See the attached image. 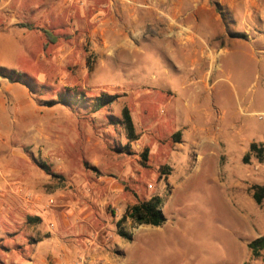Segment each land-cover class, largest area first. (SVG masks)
Segmentation results:
<instances>
[{"label": "rangeland", "instance_id": "374dc122", "mask_svg": "<svg viewBox=\"0 0 264 264\" xmlns=\"http://www.w3.org/2000/svg\"><path fill=\"white\" fill-rule=\"evenodd\" d=\"M213 1L209 0L208 19L213 23L217 20L225 28L226 42L242 39L232 37L237 34L247 40L250 33L240 27L244 24L241 11L232 14L220 5V14L212 6ZM111 21L118 23L112 29L106 28ZM153 28L152 13H109L90 5L81 16L80 28L73 34L65 32L62 39L37 54L44 56L41 62L35 61L36 49L31 54L33 61L21 65L15 62L12 70L22 73L21 79L27 82L33 108L18 111L16 123L0 124V171H5L0 173V264H59L56 256L46 257L50 249L45 242L37 244L46 236L40 231L47 225L45 221L43 225H28L26 217L53 211L67 213L76 208L85 215L101 203L99 210L108 217L104 238L99 241L103 247L100 251L115 254L111 264H242L248 260L245 240L249 234L234 210L229 190L222 186L240 183L241 196L250 204L247 207L264 218V201L258 205L252 197L253 186L264 185V160L251 155L245 163V155H234L231 160L220 156L222 167H239L221 176L205 165H194L189 147L185 146L183 151L170 152L172 163L158 157L159 163H166L171 171L172 186L168 189L163 179L158 188L152 168L155 163L149 156L147 162L141 157L135 159L131 145L126 151L122 129L112 124L123 106L134 109L141 98L137 103L151 104L159 129L173 132V124H162L166 117L160 114L159 107L166 105V99L158 90L168 86L178 91L172 106L167 105L168 110L178 105L182 108L180 100L191 94L181 89L182 74L172 68L163 44L153 38ZM123 41L138 46L129 54L123 50L125 53L119 55ZM228 50L230 53L220 58L225 73L216 88L225 107L235 99L231 84L238 85L240 95L248 90L247 101L254 97L264 104V73L256 77L258 70L264 71V54L254 53L249 43ZM72 91L81 92L88 103L102 93L119 99L97 113L75 107V101L72 107L43 105L56 101L58 96L74 98ZM249 122L259 130L258 139L264 143V116ZM141 130L148 133L147 127ZM131 167L134 175L137 170L140 173L136 180L141 183L139 187L130 183L132 177L127 179L122 174ZM170 171L162 170L161 176ZM106 186H119L120 195L106 200ZM157 190L165 223L160 227H137L126 219L121 229L131 233L132 239L117 236L116 222L129 206L126 197L131 198L136 191L151 197ZM54 220L61 230L60 220ZM91 248H95L94 243ZM85 260L76 264H90ZM249 264H264V254L255 260L250 258Z\"/></svg>", "mask_w": 264, "mask_h": 264}, {"label": "crops", "instance_id": "0c3cea01", "mask_svg": "<svg viewBox=\"0 0 264 264\" xmlns=\"http://www.w3.org/2000/svg\"><path fill=\"white\" fill-rule=\"evenodd\" d=\"M218 2L229 13L241 11L244 24L240 27L244 33L251 34L247 40L231 39L226 42L225 28L217 20L213 23L208 19L209 0H0V68L12 70L15 62L21 65L22 62L33 61L31 54L34 49L37 51L35 61L41 62L44 56L37 54L43 52L45 38L39 29L54 30L59 40L65 32L73 34L81 27V16L88 11L90 5H96L99 10L109 13L122 14L130 10L135 13H152L153 38L163 44L172 68L182 74L181 89L188 90L191 94L180 100L184 111L180 108L181 105L168 110L167 105L172 106L178 97V91L168 86L158 90L166 99V105L159 107L160 114L166 117L162 124H173V132L160 130L159 123L149 108L151 104L140 105L137 101L141 98H138L134 109L130 111L135 131L140 134V138L131 144L130 152L138 159L145 149L148 151V156L155 163L152 168L157 178V187L163 179L168 189L172 187L169 180L171 171L165 166L166 163H159L158 157L162 156L172 163L170 152L183 151L185 146L189 147L194 165H205L216 174L224 176L225 173L238 171L239 167L233 168L231 164L222 167L219 163L220 156L226 155L231 160L234 155H246L252 143L264 145L258 139L259 130L253 129L249 122L250 119L264 116L262 101L256 102L254 97L247 101L248 90L240 95L238 85L231 84L230 90L235 99L233 103L228 101L229 104L225 107L216 90L218 83L224 80L221 74L225 73L220 58L230 53L228 48L249 43L254 53L264 54V21L261 20L264 18V0ZM117 23L108 22L106 28L112 29ZM22 24L33 25L37 29L28 30L21 27ZM121 46L122 50L117 52L119 55L125 52L129 54L138 45L123 41ZM261 73L264 71L258 70L256 77H261ZM226 74L229 80L231 72ZM32 108L33 101L26 87L0 77V124L16 123L18 111ZM144 127L148 128V133L141 130ZM174 134L178 136L174 138ZM162 170L170 172L161 176ZM2 172L5 173L0 171ZM122 174L127 179L133 178L130 182L132 185L139 187L138 184H141L136 181L140 175L138 170L134 175L131 167L130 171ZM240 186V183H225L222 187L229 190L234 210L249 234L245 240L248 249L252 240L264 236L256 233L257 230L264 231V218L247 207L250 204L242 198ZM150 187L149 184L148 188ZM103 190L106 200H110L111 195L115 197L121 193L119 186H106ZM159 192L157 190L152 196L161 198ZM126 198L131 206L137 199L147 200L150 197L142 191H136L131 198ZM99 207L94 206L93 211L85 215L76 208L67 213L53 211L39 216L41 224L45 221L47 225L40 230L46 236L37 244H47L50 251L46 253V257L51 259L56 256L55 260L59 264H76L85 259L90 264H111L115 254L100 251L103 247L99 241L104 238V222L108 216ZM117 216L115 214V218ZM54 218L60 220L61 230ZM51 222L54 224H48ZM33 228L32 226L31 229ZM90 240L95 244L94 249L91 248L93 243ZM250 258L249 251L248 260L242 264H249Z\"/></svg>", "mask_w": 264, "mask_h": 264}, {"label": "trees", "instance_id": "16d2710c", "mask_svg": "<svg viewBox=\"0 0 264 264\" xmlns=\"http://www.w3.org/2000/svg\"><path fill=\"white\" fill-rule=\"evenodd\" d=\"M212 6L214 7L215 11L218 13H222V8L219 3L215 0L212 2ZM21 27H24L28 30L37 29L33 25L29 24H22ZM45 38V43L43 45V49L48 48L50 45H54L59 36L56 34L54 30L50 29H39ZM233 38H242L246 39V37L242 34H237L232 36ZM0 77L2 79L7 80L10 83H17L25 86L27 89L28 84L26 81L22 80V73H17L14 70H8L5 68H0ZM74 93V98L64 96H58L56 101H46L44 102V106L52 107L56 104H62L67 107H72L73 101H75V107L80 109L86 108L89 109L90 112L97 113L103 109L110 107L114 104L118 99L119 96L117 95H109V94H99L92 102L88 103L87 99L81 92L72 91ZM74 109V108H73ZM113 125H116L120 129H122L126 144L124 149L129 151V147L131 144L136 143L139 138L140 134L135 131L134 123L131 116V111L127 106H123L120 115L118 118H115L112 122ZM178 134H174L173 137H177ZM253 155L258 161L264 160V146L252 143L249 146V150L247 154L243 157V161L245 163L248 162L249 157ZM141 160L143 162H147L148 151L145 149L141 155ZM252 197L256 204H261L264 201V185L253 186L252 188ZM162 200L158 196H152L147 200H140L132 204L131 206H127L124 214L122 217L116 222V229H117V236L131 240V234L123 231L121 229V225L124 223L126 219L133 221L137 226L147 225L152 227H160L165 223L164 215L162 214ZM41 223V219L39 217L27 216L26 217V224L34 225ZM248 249L250 251L251 259H258L259 257L264 254V236H260L254 240H252L248 244ZM247 264V263H246Z\"/></svg>", "mask_w": 264, "mask_h": 264}, {"label": "built area", "instance_id": "2783aa9c", "mask_svg": "<svg viewBox=\"0 0 264 264\" xmlns=\"http://www.w3.org/2000/svg\"><path fill=\"white\" fill-rule=\"evenodd\" d=\"M21 191H22L21 188H19V189H18V192L21 193ZM52 203H53V201L51 200V201H50V204H52Z\"/></svg>", "mask_w": 264, "mask_h": 264}]
</instances>
